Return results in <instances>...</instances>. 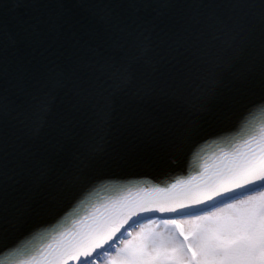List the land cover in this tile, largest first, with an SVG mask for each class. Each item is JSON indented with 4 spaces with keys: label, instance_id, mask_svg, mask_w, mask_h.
I'll use <instances>...</instances> for the list:
<instances>
[{
    "label": "snow or ice",
    "instance_id": "1",
    "mask_svg": "<svg viewBox=\"0 0 264 264\" xmlns=\"http://www.w3.org/2000/svg\"><path fill=\"white\" fill-rule=\"evenodd\" d=\"M257 104L264 0L0 3V264L114 170ZM15 264H264V125L190 176L93 204Z\"/></svg>",
    "mask_w": 264,
    "mask_h": 264
},
{
    "label": "water",
    "instance_id": "2",
    "mask_svg": "<svg viewBox=\"0 0 264 264\" xmlns=\"http://www.w3.org/2000/svg\"><path fill=\"white\" fill-rule=\"evenodd\" d=\"M12 2L13 0H0V3L9 5ZM27 15L28 10L23 8L10 7L8 10V16L13 23ZM260 125H264V105L257 104L250 106L238 119H232L219 135L201 139L181 154L169 153L157 162L114 170L112 178L93 185L61 215L23 237L18 244L20 254L15 259L27 255L39 245L49 241L53 234L70 225L75 217L90 211L95 203L105 201L128 188L153 185L164 187L178 178L200 171L206 163L215 164L223 151L239 143L249 132L258 130ZM160 215L162 214H157V220ZM141 222L145 223V221ZM15 259L9 264H15ZM0 261H3V256H0Z\"/></svg>",
    "mask_w": 264,
    "mask_h": 264
},
{
    "label": "rangeland",
    "instance_id": "3",
    "mask_svg": "<svg viewBox=\"0 0 264 264\" xmlns=\"http://www.w3.org/2000/svg\"><path fill=\"white\" fill-rule=\"evenodd\" d=\"M157 222H158V220H157Z\"/></svg>",
    "mask_w": 264,
    "mask_h": 264
}]
</instances>
